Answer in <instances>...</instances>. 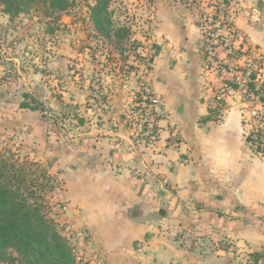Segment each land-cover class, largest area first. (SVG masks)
Here are the masks:
<instances>
[{
    "label": "crops",
    "instance_id": "1",
    "mask_svg": "<svg viewBox=\"0 0 264 264\" xmlns=\"http://www.w3.org/2000/svg\"><path fill=\"white\" fill-rule=\"evenodd\" d=\"M192 1L132 0L145 17L144 58L128 49L90 77L83 70L80 86L51 72L33 88L35 108L20 96L5 106L59 182L74 264H264V152L246 140L240 87L217 101L243 60L264 57V0H228L231 30L214 57ZM195 1L206 11L211 0ZM145 94L156 102L153 143L128 114Z\"/></svg>",
    "mask_w": 264,
    "mask_h": 264
},
{
    "label": "rangeland",
    "instance_id": "2",
    "mask_svg": "<svg viewBox=\"0 0 264 264\" xmlns=\"http://www.w3.org/2000/svg\"><path fill=\"white\" fill-rule=\"evenodd\" d=\"M96 6L95 0H68L64 10L35 4L13 14L0 5V154L10 152L19 163L34 162L31 167L25 165L31 180L25 181L22 190H34L31 200L36 197L43 216L63 240L62 225L57 220L58 214L63 219L58 206L59 182L47 173L45 163L32 157V141L5 106L14 96H20L29 107L36 106L33 88L51 72L62 77L65 71L63 77H70L80 86L86 79L83 70L87 68L90 77L98 63L110 66L122 62L128 49L134 61L144 58L137 52L138 45H145L137 36L143 37V11L134 7L132 0H110L98 26L93 16ZM126 64L133 67L132 63ZM259 152H264V147ZM6 255L14 259L0 264H27L14 250L7 249Z\"/></svg>",
    "mask_w": 264,
    "mask_h": 264
},
{
    "label": "trees",
    "instance_id": "3",
    "mask_svg": "<svg viewBox=\"0 0 264 264\" xmlns=\"http://www.w3.org/2000/svg\"><path fill=\"white\" fill-rule=\"evenodd\" d=\"M95 24L100 26L103 12L110 0H95ZM35 4H45L55 10H64L68 0H0L5 12L18 14ZM20 107H29L20 102ZM34 162L19 163L10 152L0 154V261L12 260L6 250H14L27 264H74L70 249L50 222L40 211L36 197L31 200L34 190L23 191L28 181V168ZM34 165V164H33ZM45 176V174H43ZM31 180V179H30Z\"/></svg>",
    "mask_w": 264,
    "mask_h": 264
},
{
    "label": "built area",
    "instance_id": "4",
    "mask_svg": "<svg viewBox=\"0 0 264 264\" xmlns=\"http://www.w3.org/2000/svg\"><path fill=\"white\" fill-rule=\"evenodd\" d=\"M228 0H211L205 11L197 1L192 5L199 8L197 14L201 30V44L205 51L214 57L216 49L220 46L226 47L223 32H230L231 26L226 18ZM236 51L233 57L240 59L242 54ZM255 63L243 60L241 68L232 75L230 79L224 80L221 92L217 97L220 102L227 90L234 89V84L240 87L242 93V118L250 125L251 130L246 140L252 148L261 150L264 147V57L259 58ZM216 68H221L222 63L213 61ZM155 99L144 95L135 99L129 106V120L144 141L153 143L158 135V125L155 112ZM259 150V151H260ZM75 249H71L73 256H76ZM77 263V261H76Z\"/></svg>",
    "mask_w": 264,
    "mask_h": 264
}]
</instances>
